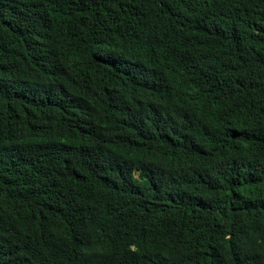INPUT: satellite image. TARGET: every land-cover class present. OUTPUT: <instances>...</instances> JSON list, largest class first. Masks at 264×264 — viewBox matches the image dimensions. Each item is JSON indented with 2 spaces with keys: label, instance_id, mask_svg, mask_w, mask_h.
<instances>
[{
  "label": "trees",
  "instance_id": "16d2710c",
  "mask_svg": "<svg viewBox=\"0 0 264 264\" xmlns=\"http://www.w3.org/2000/svg\"><path fill=\"white\" fill-rule=\"evenodd\" d=\"M0 264H264V0H0Z\"/></svg>",
  "mask_w": 264,
  "mask_h": 264
}]
</instances>
